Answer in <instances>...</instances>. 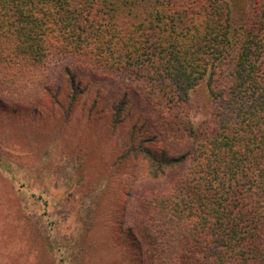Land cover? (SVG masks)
<instances>
[{
  "label": "trees",
  "instance_id": "1",
  "mask_svg": "<svg viewBox=\"0 0 264 264\" xmlns=\"http://www.w3.org/2000/svg\"><path fill=\"white\" fill-rule=\"evenodd\" d=\"M250 1L0 0V73L60 68L42 86L57 107L82 99L128 126L115 164L147 176L125 205L138 264H264V0ZM197 90L212 108L194 123Z\"/></svg>",
  "mask_w": 264,
  "mask_h": 264
},
{
  "label": "rangeland",
  "instance_id": "2",
  "mask_svg": "<svg viewBox=\"0 0 264 264\" xmlns=\"http://www.w3.org/2000/svg\"><path fill=\"white\" fill-rule=\"evenodd\" d=\"M60 74L0 73V264H138L125 205L147 176L138 162L115 164L128 126L111 131L82 99L72 111L57 107L42 86L55 88ZM203 93L190 94L194 123L212 108Z\"/></svg>",
  "mask_w": 264,
  "mask_h": 264
}]
</instances>
